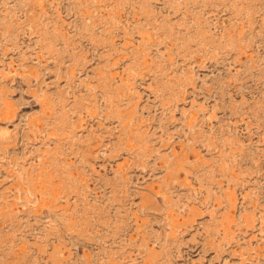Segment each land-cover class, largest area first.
<instances>
[{
	"label": "rangeland",
	"instance_id": "1",
	"mask_svg": "<svg viewBox=\"0 0 264 264\" xmlns=\"http://www.w3.org/2000/svg\"><path fill=\"white\" fill-rule=\"evenodd\" d=\"M0 264H264V0H0Z\"/></svg>",
	"mask_w": 264,
	"mask_h": 264
}]
</instances>
